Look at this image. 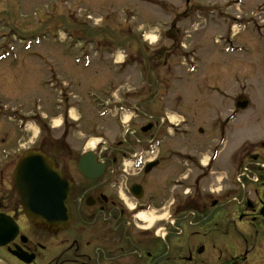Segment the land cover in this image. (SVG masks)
Returning <instances> with one entry per match:
<instances>
[{
  "label": "rangeland",
  "instance_id": "rangeland-1",
  "mask_svg": "<svg viewBox=\"0 0 264 264\" xmlns=\"http://www.w3.org/2000/svg\"><path fill=\"white\" fill-rule=\"evenodd\" d=\"M144 24L152 30L147 35L163 30L156 43L138 42L135 35ZM81 29H90L98 38L108 37L105 42L122 52L90 43L85 47L91 53L89 66L76 64L83 43H74L87 34ZM234 45L243 50H225ZM124 60L132 66L117 73ZM111 86L114 95L130 90L129 97L123 94L115 101H126L139 111L151 107L156 109L149 113L152 119L161 117L158 152L163 161L156 171L161 174V206L169 204L164 201L163 180L184 174L189 178L180 184L188 185L199 173L200 178L205 173L200 161L208 154L213 158L216 149L211 166L218 172L232 166V155L244 143L245 152L259 151L264 161L259 144L264 140V0H0V160L2 152L21 151L33 143L34 149H45L49 137L61 138L66 116L82 122L86 133L96 134H71L72 143L87 136L86 149H90L97 139L111 141L118 134L115 116L97 120L95 129L86 123V112H93L95 103H104ZM242 99L249 101L250 109L229 122L228 116L237 110L235 102ZM12 106L24 115H36L37 120L19 132V116ZM10 116L12 120L7 119ZM93 116L89 119L94 120ZM220 137H226L222 144L217 141ZM169 154L172 158L165 160ZM241 157V153L235 156L239 164ZM6 160L11 161L4 174L6 185L13 187L15 159ZM217 175L202 181L201 187L211 188ZM166 208L161 209V219L170 213L177 216L174 209L167 212ZM163 224L169 231L170 225L164 220ZM237 226L240 232H250L246 225ZM241 241L245 248L250 239Z\"/></svg>",
  "mask_w": 264,
  "mask_h": 264
},
{
  "label": "flooded vegetation",
  "instance_id": "flooded-vegetation-1",
  "mask_svg": "<svg viewBox=\"0 0 264 264\" xmlns=\"http://www.w3.org/2000/svg\"><path fill=\"white\" fill-rule=\"evenodd\" d=\"M116 103L115 111L108 113L118 119L113 141L99 139L91 149H86L87 136L72 143L71 134L81 135L83 127L68 119L62 138H50L47 155L70 184L67 224L45 229L29 221L14 188L6 185L4 174L10 160L1 163L0 215L13 221L16 233L0 246V264H264V175L250 192L233 190L237 202L227 199L231 193L223 187L215 193L214 188L195 187V179L181 185L189 178L184 174L164 179V201L177 215L166 231L165 224L161 226V209L166 206H161V174L156 172L163 159L160 151L147 152L161 137V117L152 119L149 113L156 109L151 107L139 111L126 101ZM125 115L129 119L122 125ZM259 144L264 147V141ZM88 151H92L90 176L78 168L82 154ZM245 154L243 160L248 158ZM259 156L255 153L252 160L260 161ZM171 158L169 154L165 160ZM11 159H15L14 167L17 158ZM153 214L151 225L140 217ZM240 224L250 232H240ZM243 237L250 239L245 248Z\"/></svg>",
  "mask_w": 264,
  "mask_h": 264
},
{
  "label": "water",
  "instance_id": "water-1",
  "mask_svg": "<svg viewBox=\"0 0 264 264\" xmlns=\"http://www.w3.org/2000/svg\"><path fill=\"white\" fill-rule=\"evenodd\" d=\"M238 106L243 109L247 102L239 103ZM90 154L91 152L84 153L78 165L79 170L86 176H90L88 172ZM152 166L151 164L149 168ZM12 178L23 212L31 222L45 229L67 224L70 184L61 179L52 160L45 153L36 150L24 152L16 164ZM15 233L13 223L0 216V245L8 242Z\"/></svg>",
  "mask_w": 264,
  "mask_h": 264
},
{
  "label": "bare ground",
  "instance_id": "bare-ground-1",
  "mask_svg": "<svg viewBox=\"0 0 264 264\" xmlns=\"http://www.w3.org/2000/svg\"><path fill=\"white\" fill-rule=\"evenodd\" d=\"M135 18L137 17L136 15L134 16ZM148 39L151 41V43H156L158 41L157 36H154L151 32L148 34ZM32 48V47H31ZM30 50V49H29ZM89 66V65H88ZM237 118V117H236ZM233 122V121H232ZM92 146H94V143L91 144ZM142 219H144L145 221H147V223H149V225H151L152 222V217H145L144 215L140 216Z\"/></svg>",
  "mask_w": 264,
  "mask_h": 264
}]
</instances>
